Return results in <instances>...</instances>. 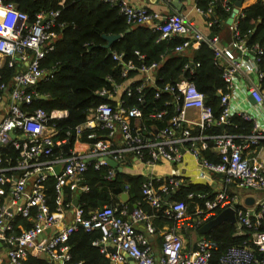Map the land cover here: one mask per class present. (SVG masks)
<instances>
[{"label":"built area","instance_id":"1","mask_svg":"<svg viewBox=\"0 0 264 264\" xmlns=\"http://www.w3.org/2000/svg\"><path fill=\"white\" fill-rule=\"evenodd\" d=\"M100 1L118 6L129 25L149 26L159 32L157 42L182 39L173 49L175 54L186 55L193 49H199L203 43L209 46L229 93L235 88L240 74L257 73L259 83L251 86L250 94L258 105L264 104V91L260 85L264 73L259 68L264 50L257 45L253 49L247 46V41L237 31V17L231 25L234 33L232 43L222 45L217 36L209 38L193 31L185 16H162L126 0ZM222 4L231 9L229 0ZM196 10L210 18L213 6L207 11L198 7ZM59 16L60 11H43L30 21L12 0H0V264H25L30 256L47 258L52 264L59 258V252L68 251L67 242L79 229L102 231V239L96 244L101 246L111 264H129L130 260L137 264H210L217 251L216 243L203 237L196 252L185 253L181 231L203 226L226 209L234 210L239 235L247 236L249 240L243 246L227 249L218 264H264V146L261 145L264 129L258 119L249 112L232 111L229 93L221 95L224 110L215 119L204 95L185 75L178 81L159 87L156 71L160 64H144L145 56L139 52L136 54L141 65L133 60L125 61L123 54L112 53L113 59L121 66V82L109 76L111 87L97 92L99 97L106 98L105 102L91 108L86 121L73 129L74 145L86 133L90 150L80 153L76 148L72 149V132L67 131L64 139H56L59 130L51 124L52 120L68 118V111L56 110L49 114L41 108H30L32 102L41 97L35 87L51 76L42 62L55 49L59 38L55 28L64 26L57 22ZM214 22L209 21L208 26ZM5 66L16 70L8 82L3 81L1 73ZM186 68H193V63ZM133 73L143 76L138 80L131 79ZM190 73H194V69ZM135 86L138 93L147 87L155 88L156 99H160L162 94L170 96L165 108L152 109L146 119L149 124L143 121L144 112L140 108L128 104ZM123 87L120 100L115 101ZM139 101L144 102V97ZM192 112L196 116H191ZM234 115L253 123L250 134L236 135L225 130L214 135L205 133L212 127L225 129ZM155 121L163 122V126L157 127ZM101 131L104 134L100 135ZM120 138L122 146L117 145ZM209 141L211 149L220 157L217 163L202 155V151L209 148ZM65 145H69L68 153L64 151ZM9 146L18 151L17 158L4 154ZM56 148L60 149V154L55 153ZM183 153H189L196 159L203 168V175H221L226 187L236 184L239 190L244 188L255 193L254 197H248L254 202L247 206L240 194L226 189L217 190L212 198L199 194L198 197L204 199L203 204L189 213L187 203L179 201L169 205L168 200L184 182L183 178L174 174L167 177L150 174L142 184L144 201L154 209L168 204L165 215L175 221V226L164 234L158 261L149 241L156 233L155 216L140 206L137 205L131 214L128 208H124L117 215L116 208L105 205L85 217L79 206L65 203L67 188L88 191V186L81 183L90 168L108 167L107 178L114 177L116 169L110 167L109 159L123 168L135 160L151 169L163 161L179 163ZM58 165L63 166L59 176L55 174ZM53 176L57 179L54 208L48 203L47 188V182ZM194 196L191 194L189 199ZM65 207L73 213V223L69 225L64 223ZM18 218L29 226L20 228ZM62 225L65 226L60 229ZM138 225L145 227L146 234L139 232ZM53 228L56 230L48 234L47 231ZM109 244H113L116 251H109ZM259 255L260 260L257 259ZM69 260L68 256L67 262Z\"/></svg>","mask_w":264,"mask_h":264},{"label":"trees","instance_id":"2","mask_svg":"<svg viewBox=\"0 0 264 264\" xmlns=\"http://www.w3.org/2000/svg\"><path fill=\"white\" fill-rule=\"evenodd\" d=\"M17 9L25 12L30 21H34L40 12L60 11L58 23L63 27H56L59 34L54 51L50 52L43 60L42 66L51 74L49 80L39 83L35 88L41 97L35 99L30 105L31 109L41 108L51 114L56 110H66L69 113L66 119L52 120L59 130L56 139L67 137L66 132L71 131L70 145L75 141L73 129L86 121L91 108L104 103L105 99L97 95L103 88H110L109 76L121 82V66L113 59L112 53L123 54L125 61L133 60L138 65L137 52L145 56L143 63L150 65L154 62L160 64L157 84L164 87L167 83L180 80L182 75L194 83L195 87L204 95L206 104L211 107L215 119H218L224 108L222 98L219 95L229 93L227 84L222 78V71L214 64V52L206 44H201L199 49L192 54H175L173 49L182 42L180 38L171 41L157 42L159 32L149 26L129 25L126 18L120 13L119 7L100 0H12ZM224 0H197V7L207 11L211 5L213 13L209 21H215L209 27L207 37H216L222 27L227 26V20L231 16L236 0H229L228 10L223 6ZM237 31L241 38L247 41V46L253 49L256 45L264 50V0L240 11L236 18ZM119 35L111 45V55L106 48L107 41L104 36ZM260 70L264 73V54L260 56ZM193 63V68H186ZM199 64V66H197ZM194 69V73L190 70ZM14 68L7 66L1 69L3 81L8 82L14 75ZM264 91V78L260 82ZM134 95L129 99V105L138 107L144 112L145 123L149 124L148 116L153 108L161 110L165 108L166 101L170 99L168 94H162L160 99L155 98V88L147 87L142 93L132 88ZM144 97V102L139 98ZM115 105V103H114ZM157 127H162L163 122L155 121ZM231 134H250L253 123L243 120L234 115L230 124L225 129L217 126L212 127L205 133L207 135L220 134L223 131ZM100 135L104 134L102 131ZM82 141L87 140V134H83ZM264 146V142L261 143ZM209 148L202 151V155L211 162L217 163L220 157ZM60 149L56 148L58 154ZM14 158L18 157V151L11 146L4 150ZM108 167L99 170L90 168L84 175L81 184L88 186V191L79 195V207L84 211L85 217L91 212L103 208L105 205L117 209V215L127 208V202H122V195L128 194V202L140 206L150 215H154L156 235L164 225L175 226V221L165 215L168 204L161 209H154L148 205L142 195V184L146 180L141 175H131L126 172H115L114 177L108 179ZM56 177H50L47 182L48 201L52 208L56 198ZM74 191L67 188L65 191V203H73ZM214 192L208 185L194 184L184 181L168 199L169 205L183 201L188 204V212L193 213L197 205L203 204L204 199L199 194L212 198ZM194 194L192 199L189 196ZM264 221V220H263ZM20 228L28 227L29 224L18 218ZM171 227V228H172ZM262 229L264 230V223ZM102 231H86L79 229L74 232L67 242L69 247V264H111L110 258L101 251V246L96 242L102 239ZM159 237V236H158ZM204 237L211 238L217 245L210 264H218L220 256L231 247L245 245L249 240L247 236L239 235L237 225L225 222L214 228ZM25 264H51L47 258L30 256Z\"/></svg>","mask_w":264,"mask_h":264},{"label":"crops","instance_id":"3","mask_svg":"<svg viewBox=\"0 0 264 264\" xmlns=\"http://www.w3.org/2000/svg\"><path fill=\"white\" fill-rule=\"evenodd\" d=\"M128 3L135 5V6H143L146 7L149 11L158 13L162 16H168L172 14H178L185 16L187 20L189 21L192 30L201 32L204 35H207L209 32V27L206 24V16L199 13L197 8V0H173L179 3L181 8H175L170 4V1L168 0H126ZM260 0H244L243 5L240 9L243 10L245 8H248ZM236 2V1H235ZM235 5V3H234ZM240 13V12H239ZM239 15V14H238ZM237 15V16H238ZM236 16V17H237ZM233 31L231 29V25H227L225 27L221 28V31L217 35V37L220 40V43L222 45H230L233 41ZM195 50L193 49L190 51V54H192ZM16 73V70H14ZM14 73V74H15ZM142 74L139 73H133L130 75L131 79H140L142 78ZM258 78L257 73H252V75L248 73H242L238 76L237 81L235 83V88L229 93L230 99H229V106L232 111H243V112H249L253 116H255L258 119L259 124L261 125L262 129H264V104L258 105L253 97L250 94V89L253 84L257 85ZM124 87L121 88L116 95L115 101L120 100L121 94L124 93ZM253 99V101L250 100ZM191 116H196L195 112H192L190 114ZM117 145L122 146V139L120 138L117 141ZM91 144L87 141H79L73 144L71 148H76L80 153H84L88 150H90ZM65 151V150H64ZM60 150L58 151V154H60ZM68 153V152H66ZM117 171V170H116ZM131 175H141L143 177H148L150 174L159 175L162 177H167L169 175H177L181 176L183 180L189 181L194 184H201V185H208L212 188L213 192H216L217 190H228L233 191L237 193L238 195H241V198L243 199L244 203L246 204V200L248 197H254L255 193L253 192H244L241 193L243 190L248 189H240L238 185L233 184L232 186L226 187L224 184V178L221 175L217 174H211L206 173L203 171V168L200 167L199 163L196 161L192 155L189 153H183L182 160L179 163L171 164L168 162H160L159 165H157L154 168H146L142 166L140 163L136 162L135 160L132 161L130 166H125L124 171ZM82 193V191L77 190L74 191V198L79 199V195ZM74 199V200H75ZM129 200V198H128ZM124 202V201H122ZM49 203V201H48ZM126 203V202H124ZM131 204L127 201V208L129 213V207L128 205ZM50 205V204H49ZM135 205V204H133ZM249 206L248 204H246ZM65 217H64V223L65 225H69L73 223V213L69 212V208L65 207ZM130 214V213H129ZM154 223V220H153ZM65 225L60 226L59 228H63ZM172 226L170 225H164L163 228L159 230V235L154 234V236L150 237L149 241L151 243L152 252L154 257L159 260L161 254H162V247L164 242V234L171 229ZM201 226L196 227V229H186L182 230L181 234L184 240V252L185 253H193L197 251V244L200 239H202L206 234L201 233L200 229ZM137 229L140 233H145V227L143 225H138ZM56 228L48 230V234H51ZM159 236V237H158ZM108 249L111 252L116 251V247L113 244L108 245ZM70 257L69 249L68 251H62L59 252V258L53 262L52 264H67V257ZM33 257V256H32ZM129 264H137L134 261H129Z\"/></svg>","mask_w":264,"mask_h":264},{"label":"water","instance_id":"4","mask_svg":"<svg viewBox=\"0 0 264 264\" xmlns=\"http://www.w3.org/2000/svg\"><path fill=\"white\" fill-rule=\"evenodd\" d=\"M243 2H244V0H236L233 11L231 13V16L227 20V25H232L234 23L236 16L240 12V9L243 5ZM170 4L172 6H174L175 8H178V9L181 8L179 3H177L176 1H173V0L170 1ZM104 38L107 41L106 48L108 49V54L111 55V52H112L111 51V45L115 40L119 39L120 36L119 35H112V36L106 35V36H104ZM219 96H221V95H219ZM104 99H106V98L104 97ZM250 100L253 101V99H251V98H250ZM64 150H65V152H68L69 151V145H65ZM108 164L110 165L111 168L116 169L118 172L124 171V168L122 166L118 165V163L112 159L108 160ZM62 169H63V166L58 165L55 168V174L57 176H59L61 174ZM128 198H129L128 194L125 193L122 195V201L127 202ZM253 202H254L253 198H248L246 200V204H248V205H253ZM73 204L75 207H78L79 206V199H75L73 201ZM128 207H129V213L131 214L133 212V210L137 207V205L129 204ZM236 220L237 219H236V215H235L234 210L226 209V210L222 211L215 219L205 223L201 227L200 231L203 234H208L211 230L222 225L225 222H230L232 224H236ZM257 259L260 260L261 256L259 255L257 257ZM131 261H133V260H131Z\"/></svg>","mask_w":264,"mask_h":264},{"label":"rangeland","instance_id":"5","mask_svg":"<svg viewBox=\"0 0 264 264\" xmlns=\"http://www.w3.org/2000/svg\"><path fill=\"white\" fill-rule=\"evenodd\" d=\"M244 192H250L251 193L250 190H243L241 193H244Z\"/></svg>","mask_w":264,"mask_h":264}]
</instances>
